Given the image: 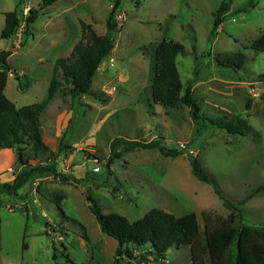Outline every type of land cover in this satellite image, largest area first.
<instances>
[{
  "label": "rangeland",
  "instance_id": "1",
  "mask_svg": "<svg viewBox=\"0 0 264 264\" xmlns=\"http://www.w3.org/2000/svg\"><path fill=\"white\" fill-rule=\"evenodd\" d=\"M115 1L58 0L41 10L28 30L23 25L14 38L0 37V52L12 53L8 62L15 77L32 84L29 91L21 92L19 82L10 78L5 94L20 107L47 101L55 63L68 57L81 39L82 21L101 36L108 31L111 15L116 27L114 48L90 93L73 99L65 94L69 86H64L52 100V108L42 114L47 125L52 119L55 133L54 115L72 110L65 145L77 149L68 154L78 167L70 174L73 182L54 179L34 192L30 182L19 192L24 199L3 197V209L24 201L29 209L27 213L23 206L15 215L2 213L5 248L0 254L14 263L112 264L115 246L110 243L116 240L102 232L89 209L87 194L105 215L119 214L130 222L141 220L152 209L176 217L195 213L203 233V211L223 218L230 214L215 192L218 189L240 205L245 223L264 225V52L250 49L264 34V0H124L113 13ZM223 2L229 4V12L211 41L214 15ZM41 4V0H0V35L7 13L17 9L26 18L30 9L40 10ZM251 5L256 7L244 11ZM166 38L185 47L177 66L184 92L190 90L201 106L197 121L188 107L171 109L152 101L156 49ZM237 53L246 57L238 73L217 66V57ZM226 113L248 119L259 137L231 136L210 125L211 119ZM118 138L158 142L181 155L164 157L157 148L122 153L111 166L110 176L107 163L111 144ZM181 143L195 153L181 151ZM63 157L58 154L57 161L63 162ZM190 158L198 159L209 184L194 177ZM56 194L64 196L62 208L72 221L53 203ZM85 232L89 243L83 239ZM131 250L133 258L123 257L124 264H193L188 246L171 248L162 259L150 245L131 246Z\"/></svg>",
  "mask_w": 264,
  "mask_h": 264
},
{
  "label": "trees",
  "instance_id": "2",
  "mask_svg": "<svg viewBox=\"0 0 264 264\" xmlns=\"http://www.w3.org/2000/svg\"><path fill=\"white\" fill-rule=\"evenodd\" d=\"M57 2L58 0H41L40 10L30 9L29 16L26 18L23 12L20 15L17 9L7 13L0 37L2 39L14 38L23 25L28 30L40 17L41 10L47 9ZM123 2L124 0L115 1L113 13L120 9ZM255 7L248 6L244 11ZM228 12L229 4L223 2L214 15L211 41L217 38ZM112 17L111 15L108 19V31L103 36L98 35L92 25L83 21L80 23L81 39L68 57L56 61L48 100L41 104L17 108L7 98L5 91L8 77L10 73H13L8 60L12 53L9 51L0 52V149L15 150L18 164L21 167L12 183H2L0 179V201L3 195L19 196L24 185L37 174L50 173L54 179L61 180L64 184L73 182L70 176L59 171L56 163L57 155L61 154L62 149L66 147L65 138L63 137L61 140L59 153L52 152L41 136V118L50 101L59 91L64 90V86H69L65 90V94L73 99L90 93L99 69L114 48L116 27ZM250 49L256 53L264 52V34L251 45ZM184 51V45L172 39L166 38L159 44L156 49L151 97L155 105L165 108L188 107L194 121H197L201 106L190 90L184 92L177 66V58ZM215 61L219 68L238 73L243 69L246 57L243 53H237L233 57L219 56ZM16 80L19 82L21 92L29 89L30 84L23 83L22 78L16 76ZM250 107L251 102L247 104L246 110L249 111ZM210 125L231 136L253 134L256 136L255 138L259 137L248 119L241 115L235 116L226 113L222 117L211 119ZM121 148H123L122 151H120ZM155 148L159 149L160 154L164 157L176 158L181 155L178 151L165 149L158 142L146 143L122 138L115 139L111 144V157L107 163L109 175L113 174L110 170L111 166L116 159L122 157V153ZM190 166L195 178L201 182L210 183L198 159L190 158ZM74 183L77 181L74 180ZM215 192L230 214L227 218H223L211 211H203L201 213L204 222L203 233L199 217L195 213L176 217L163 210L152 209L141 220L130 222L119 214L105 215L97 201L89 194L86 199L102 232L118 242L114 264H124L123 257L133 258L131 246L143 247L146 245L151 246L153 254L157 258L166 256L171 248L180 249L183 246H188L193 264H264V225L245 223L240 205L229 201L222 191L216 189ZM252 197L253 194L248 199ZM63 200L64 196L59 194L54 195L52 199L64 218L72 221L64 214ZM46 226L48 227L49 223ZM81 227L85 230L84 226ZM45 235L50 236L48 232H45ZM83 239L89 243L86 232ZM53 248V259L56 260L55 246ZM24 249H27L26 245H24Z\"/></svg>",
  "mask_w": 264,
  "mask_h": 264
},
{
  "label": "crops",
  "instance_id": "3",
  "mask_svg": "<svg viewBox=\"0 0 264 264\" xmlns=\"http://www.w3.org/2000/svg\"><path fill=\"white\" fill-rule=\"evenodd\" d=\"M155 63H156V61H155ZM18 75L22 76L21 74H18ZM154 75H155V69H154ZM10 78L16 79L15 74H13V73L9 74L6 91L8 88V83H9ZM29 84H30V87L27 91H29L30 88L32 87L31 86L32 84L31 83H29ZM6 91H5V93H7ZM11 101L16 105L17 108L25 107L24 105L19 107L12 99H11ZM72 103L73 102L71 101L69 107L72 106L71 105ZM37 104H41V103H37ZM53 104H54V101L51 100L49 105H48V108L46 110L48 111L49 109H51ZM69 109H64L61 112L59 111V113H57V114L55 113L56 114V115H54L55 127H56L55 133H53V131L51 130V123H53L52 119L50 121V124L47 125L46 123H44V121L41 118L42 126H41L40 130H41L42 139H43L44 143L49 147V149L54 153H59L61 140L63 139V137L66 140V138L68 136L69 124L71 122L70 120H71V112H72V110H69ZM58 110H59V108H58ZM65 146L66 147H64L62 149V152H61V156H65V157H63L65 159L62 162L61 159L59 158V161H57V163L59 165L60 171L63 174L70 176L71 172H73L78 167L75 166L74 164H72V161L69 158L68 154L71 155L72 153H76L77 149H76V147H73L71 145L70 146L65 145ZM89 146H93V145L89 144ZM82 150H83L82 147H81V149L79 148V151H82ZM85 160H87L88 162L90 161L87 158H85ZM97 169H99V168H97ZM20 170H21V167L18 164L17 155H16L15 150H13V149H0V179H1V182L2 183H12L15 180V178H16V176ZM94 170H96V168ZM53 181H54V177L50 173L37 174V175H34L24 185V187L21 190H23L28 183L32 182L33 183V192L39 191L40 186L42 185L43 182H48V184H50V183H53ZM4 196H7V195L1 196V201H0V252H3L4 248H5L4 239L2 236V229H3V223H2L3 214L2 213H4V211H5L8 214L15 215V213L17 212L18 209L22 210L23 206L26 207L27 213L29 212L27 201H24L23 203H20V204H16L15 206H13L12 203H10V205L5 207L6 209H3L2 205L4 203V201H3ZM14 197H21L24 199L23 196H14ZM48 223L50 224V222H48ZM60 239L62 240L63 238H60ZM110 244L113 247L115 246L114 247V253H113V255H115V251L117 250V247H118V242L117 241H116V243L111 242ZM113 255H112V264H114V258H115V256L113 258ZM8 257H9L8 255L0 254V264H20L18 262L14 263V261L9 259ZM166 257H167V254H166Z\"/></svg>",
  "mask_w": 264,
  "mask_h": 264
},
{
  "label": "built area",
  "instance_id": "4",
  "mask_svg": "<svg viewBox=\"0 0 264 264\" xmlns=\"http://www.w3.org/2000/svg\"><path fill=\"white\" fill-rule=\"evenodd\" d=\"M180 150L181 151H184V152H188L191 155H193L195 153L192 149H189V147L187 146V144H184V143H181L180 144ZM168 263H169L168 261H161V264H168Z\"/></svg>",
  "mask_w": 264,
  "mask_h": 264
}]
</instances>
